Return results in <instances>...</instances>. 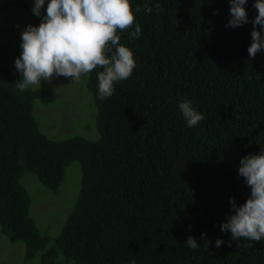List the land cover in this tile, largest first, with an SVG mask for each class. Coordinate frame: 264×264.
Segmentation results:
<instances>
[{
	"label": "trees",
	"instance_id": "obj_1",
	"mask_svg": "<svg viewBox=\"0 0 264 264\" xmlns=\"http://www.w3.org/2000/svg\"><path fill=\"white\" fill-rule=\"evenodd\" d=\"M129 2L141 35L129 39L134 26L117 34L133 53L131 77L104 100L102 68L81 78L96 108L95 139L43 132L33 104L46 94L20 91L15 65L0 61V233L23 243L30 264H264V240L220 230L234 214L229 198L240 206L250 197L240 159L264 149V50L247 51L255 0L244 6L249 23L236 28L226 27L228 0ZM11 8L32 9L28 0H0V15ZM185 99L205 117L196 126L179 111ZM74 161L75 197L56 212L57 231L42 230L21 177L30 172L59 194ZM188 236L198 248L187 247Z\"/></svg>",
	"mask_w": 264,
	"mask_h": 264
},
{
	"label": "clouds",
	"instance_id": "obj_2",
	"mask_svg": "<svg viewBox=\"0 0 264 264\" xmlns=\"http://www.w3.org/2000/svg\"><path fill=\"white\" fill-rule=\"evenodd\" d=\"M46 14L41 15L45 0H34L32 12L41 17L38 26L27 25L21 33V53L15 59L16 70L22 79L16 83L20 91L43 90L41 81L51 83L53 78L63 76L79 82L97 67L98 98L107 99L114 94V83L131 77L135 68L132 51L120 44L117 30L123 32L134 26L129 39H138L141 26L135 23V16L129 0H47ZM230 19L226 27L236 28L249 23L245 9L247 0H228ZM257 15L251 21V44L248 55L254 58L264 50V0H255ZM157 11H163L159 4ZM136 12L141 8L137 7ZM151 13V7H144ZM259 25V31L256 26ZM37 86V87H29ZM179 111L188 127L196 126L205 117L185 99L180 102ZM238 174L250 188V197L240 206L229 198L234 214L220 225L222 232H230L232 240L246 238L250 241L264 240V149L259 154L240 159ZM205 234H201V239ZM224 243L216 239L215 246ZM190 249L199 245L192 236L185 242ZM206 245L208 242L205 241ZM228 246H231L229 242Z\"/></svg>",
	"mask_w": 264,
	"mask_h": 264
},
{
	"label": "rangeland",
	"instance_id": "obj_3",
	"mask_svg": "<svg viewBox=\"0 0 264 264\" xmlns=\"http://www.w3.org/2000/svg\"><path fill=\"white\" fill-rule=\"evenodd\" d=\"M31 7L34 0H28ZM45 0L41 11L47 7ZM42 15V12H41ZM43 16V15H42ZM41 17L29 12L11 8L0 15V61L11 65L21 53V33L29 24L38 26ZM19 79L22 74L16 68L14 71ZM84 78V75L81 76ZM37 87V86H29ZM41 87L46 88L45 102L37 99L33 104V114L38 118L39 126L43 132L52 138H67L71 135H81L95 139L96 108L92 102L91 94L79 82L63 76L53 78L51 83L41 81ZM21 182L31 197L30 215L37 225L48 232H56L61 218L55 214L69 209L68 199L75 194L80 185V168L77 161L72 162L65 169V178L59 187V194H53L44 189L30 172H24ZM73 202V201H72ZM71 202V204H72ZM71 207V205H70ZM66 214V213H65ZM64 214V215H65ZM64 217V216H63ZM63 220V218H62ZM23 243H10L0 233V264H30L23 259Z\"/></svg>",
	"mask_w": 264,
	"mask_h": 264
}]
</instances>
